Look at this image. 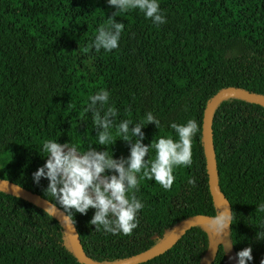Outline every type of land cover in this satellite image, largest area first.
Instances as JSON below:
<instances>
[{
  "label": "trees",
  "instance_id": "1",
  "mask_svg": "<svg viewBox=\"0 0 264 264\" xmlns=\"http://www.w3.org/2000/svg\"><path fill=\"white\" fill-rule=\"evenodd\" d=\"M158 3L166 23L156 25L138 9L118 13L116 21L124 24L119 47L96 52L98 29L116 11L108 0H0V179L52 199L45 193L48 180L33 179L47 159L42 145L54 140L81 152L105 150L92 113L85 112L101 90L109 92L104 109L118 112L116 124L138 123L148 113L160 121L159 128L153 122L142 129L146 145L160 137L178 139L173 122L195 119L200 126L193 164L174 171L170 191L147 179L134 191L144 208L131 236L95 230L89 223L95 209L74 212L81 249L97 263L154 246L189 216L216 215L202 143L204 108L226 87L264 96V0ZM112 133L117 140L106 150L127 158L130 143L119 139L115 127ZM210 133L218 188L233 212L229 240L235 254L252 248L247 264H261L264 212L256 207L264 204V106L226 97L212 112ZM149 156L155 158L154 149ZM213 235L207 225H193L161 254L136 264H199ZM0 264L83 263L56 218L0 190ZM210 264H230L223 245Z\"/></svg>",
  "mask_w": 264,
  "mask_h": 264
},
{
  "label": "clouds",
  "instance_id": "2",
  "mask_svg": "<svg viewBox=\"0 0 264 264\" xmlns=\"http://www.w3.org/2000/svg\"><path fill=\"white\" fill-rule=\"evenodd\" d=\"M108 3L115 6L116 11L110 17L111 23L98 29L92 45L96 52L101 49L110 52L119 47L124 24L116 21L118 13L138 9L156 25L167 22L158 0H108ZM89 50L87 47L82 49L84 53ZM89 99L85 112L92 113L93 123L98 129V144L104 146L105 150L98 151L91 147L81 152L76 145L47 140L42 145L46 162L33 173V179L37 184L42 177L48 180L45 193L52 198L49 199L52 203L47 204L45 213L57 216L58 203L67 213L60 216L63 223H67L73 219L74 212L86 214L92 208L95 213L89 223L95 225V230L131 236L139 225L138 213L144 208L134 191H139L141 180L144 179L154 180L165 191H170L176 180L174 171L193 164L192 141L200 131V126L195 119H189L186 124L173 122L170 127L178 139L160 137L146 145L142 143L145 135L142 129L153 122L157 128L160 125L152 113L135 124L130 119L116 124L117 110L113 107L104 109L109 101L108 91L101 90ZM113 127L119 139L130 143V155L127 158L115 159L113 153L110 155L106 150L117 140L112 133ZM153 149L154 159L149 156ZM109 170L113 174H107ZM188 182L195 185V179ZM256 211L264 212V204L257 206ZM232 221L233 212L228 207L222 211L218 208L216 215L206 220L208 232L222 237ZM236 256L238 264H247L253 259L252 248L246 247L238 251ZM261 264H264V260Z\"/></svg>",
  "mask_w": 264,
  "mask_h": 264
},
{
  "label": "water",
  "instance_id": "3",
  "mask_svg": "<svg viewBox=\"0 0 264 264\" xmlns=\"http://www.w3.org/2000/svg\"><path fill=\"white\" fill-rule=\"evenodd\" d=\"M238 97L248 102H252L261 106H264V96L253 94L244 90H239L233 87H226L218 91L214 94L209 101L207 102L202 116V143H203V151L204 157L206 161V169H207V178L211 196L214 201L217 203L219 210L222 211L223 208L228 207L229 203L226 200L225 196L222 192H220L217 184L216 171H215V163L213 159V148L211 141V133H210V121L211 115L215 108V106L226 97ZM0 190L13 194L23 200L31 202L42 209H45L48 203H51L47 199L40 197L39 195L26 190L13 182L0 179ZM57 207V206H56ZM58 208V207H57ZM57 216H53L56 218L61 225L63 226L66 235L68 237L71 249L75 255V257L82 262L83 264H136L138 262H142L144 260L153 258L163 251L168 249L177 239L178 237L189 227L193 225H206V220L210 215L204 214H196L189 216L186 219L181 220L168 234L165 238H163L160 242L155 244L154 246L136 253L134 255L129 256L126 259H123L114 263H97L90 260L82 251L80 242L78 239V235L76 229L72 223V221H68L67 223H63L60 216L66 215L64 211L58 208ZM230 209V208H229ZM221 244L224 246L228 261L230 264H238L236 254L233 250L232 244L229 240L227 229L225 230V234L221 236L213 235L210 241L207 252L204 257L200 261L199 264H210L215 256L217 246Z\"/></svg>",
  "mask_w": 264,
  "mask_h": 264
}]
</instances>
